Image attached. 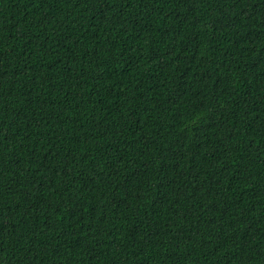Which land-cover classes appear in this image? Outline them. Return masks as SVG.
I'll return each mask as SVG.
<instances>
[{
    "label": "trees",
    "instance_id": "obj_1",
    "mask_svg": "<svg viewBox=\"0 0 264 264\" xmlns=\"http://www.w3.org/2000/svg\"><path fill=\"white\" fill-rule=\"evenodd\" d=\"M0 264H264V0H0Z\"/></svg>",
    "mask_w": 264,
    "mask_h": 264
}]
</instances>
